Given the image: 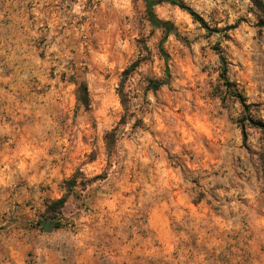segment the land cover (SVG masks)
<instances>
[{"label": "clouds", "instance_id": "1", "mask_svg": "<svg viewBox=\"0 0 264 264\" xmlns=\"http://www.w3.org/2000/svg\"><path fill=\"white\" fill-rule=\"evenodd\" d=\"M0 264H264V0H0Z\"/></svg>", "mask_w": 264, "mask_h": 264}]
</instances>
